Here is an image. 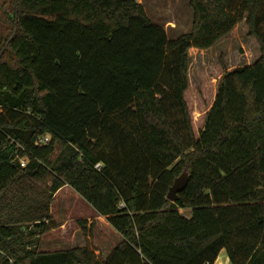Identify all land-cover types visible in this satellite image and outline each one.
Instances as JSON below:
<instances>
[{"label":"trees","instance_id":"trees-1","mask_svg":"<svg viewBox=\"0 0 264 264\" xmlns=\"http://www.w3.org/2000/svg\"><path fill=\"white\" fill-rule=\"evenodd\" d=\"M12 6L0 45V264H214L221 250L229 264H264V0H189L192 28L173 39L136 0ZM242 20L257 59L228 67L220 55L191 91L187 50ZM64 185L120 234L105 259L38 251Z\"/></svg>","mask_w":264,"mask_h":264},{"label":"rangeland","instance_id":"rangeland-1","mask_svg":"<svg viewBox=\"0 0 264 264\" xmlns=\"http://www.w3.org/2000/svg\"><path fill=\"white\" fill-rule=\"evenodd\" d=\"M13 0H0V45L12 31L11 12ZM140 2L152 23L161 26L169 39L187 33L192 28L193 12L189 0H136ZM264 13V11H263ZM264 33V21L261 24ZM259 47L247 36L244 20L237 23L229 33L207 49L187 50L188 82L193 88L202 86L201 76L210 82L209 74L220 55L226 65H245L257 59ZM203 71L204 74H198ZM194 97L190 92L189 99ZM186 218L191 209H179ZM51 221L48 231L40 235L38 251H59L87 247L94 252L96 260L105 259L122 240L120 234L110 226L106 217L99 216L71 187L64 185L53 196L50 205ZM214 264H229L226 253L221 250Z\"/></svg>","mask_w":264,"mask_h":264},{"label":"water","instance_id":"water-1","mask_svg":"<svg viewBox=\"0 0 264 264\" xmlns=\"http://www.w3.org/2000/svg\"><path fill=\"white\" fill-rule=\"evenodd\" d=\"M188 183V175L186 173H181L176 177L169 187L166 198L170 201H175L178 198V193L185 189Z\"/></svg>","mask_w":264,"mask_h":264},{"label":"built area","instance_id":"built-area-1","mask_svg":"<svg viewBox=\"0 0 264 264\" xmlns=\"http://www.w3.org/2000/svg\"><path fill=\"white\" fill-rule=\"evenodd\" d=\"M46 141H48V136H45V137H43V138H39V140H38L39 143H41V142H46ZM19 161H20V165H21V166H24V165L26 164V159H25L24 157L20 158ZM94 167H95L96 169H98V168L100 167V163H96V164L94 165Z\"/></svg>","mask_w":264,"mask_h":264},{"label":"crops","instance_id":"crops-1","mask_svg":"<svg viewBox=\"0 0 264 264\" xmlns=\"http://www.w3.org/2000/svg\"><path fill=\"white\" fill-rule=\"evenodd\" d=\"M90 206V205H89ZM91 207V206H90ZM99 216H101V215H99ZM105 217V216H104ZM106 221H107V219H106ZM227 257V256H226ZM227 261H228V258H227ZM229 262V261H228ZM215 263V262H214Z\"/></svg>","mask_w":264,"mask_h":264}]
</instances>
